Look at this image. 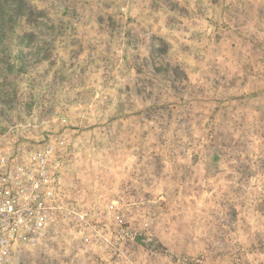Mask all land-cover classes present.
I'll return each mask as SVG.
<instances>
[{
    "label": "rangeland",
    "instance_id": "374dc122",
    "mask_svg": "<svg viewBox=\"0 0 264 264\" xmlns=\"http://www.w3.org/2000/svg\"><path fill=\"white\" fill-rule=\"evenodd\" d=\"M0 134L66 140L17 264H264V0H0Z\"/></svg>",
    "mask_w": 264,
    "mask_h": 264
},
{
    "label": "built area",
    "instance_id": "2783aa9c",
    "mask_svg": "<svg viewBox=\"0 0 264 264\" xmlns=\"http://www.w3.org/2000/svg\"><path fill=\"white\" fill-rule=\"evenodd\" d=\"M65 145L61 138L29 149L0 134V264H17L21 253L38 246L65 211L60 177Z\"/></svg>",
    "mask_w": 264,
    "mask_h": 264
}]
</instances>
